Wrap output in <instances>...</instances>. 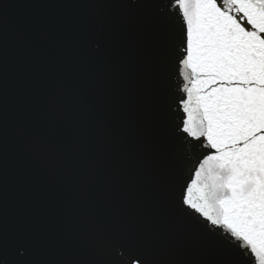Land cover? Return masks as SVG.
Masks as SVG:
<instances>
[{
    "label": "water",
    "instance_id": "obj_1",
    "mask_svg": "<svg viewBox=\"0 0 264 264\" xmlns=\"http://www.w3.org/2000/svg\"><path fill=\"white\" fill-rule=\"evenodd\" d=\"M136 3L110 10L114 42L81 45L77 24L95 11L83 0H0V197L17 237L48 258H81L104 224L164 215L171 149L153 67L168 0Z\"/></svg>",
    "mask_w": 264,
    "mask_h": 264
},
{
    "label": "snow or ice",
    "instance_id": "obj_2",
    "mask_svg": "<svg viewBox=\"0 0 264 264\" xmlns=\"http://www.w3.org/2000/svg\"><path fill=\"white\" fill-rule=\"evenodd\" d=\"M83 6L95 11L77 24L81 45L114 42L110 10L143 5ZM153 91L171 149L158 178L164 215L104 224L81 258L57 260L17 237L0 197V264H264V0H168Z\"/></svg>",
    "mask_w": 264,
    "mask_h": 264
}]
</instances>
